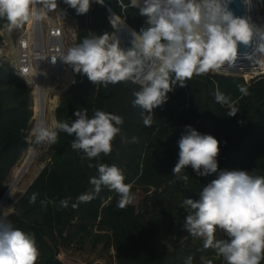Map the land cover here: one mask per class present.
Here are the masks:
<instances>
[{
  "label": "trees",
  "instance_id": "obj_1",
  "mask_svg": "<svg viewBox=\"0 0 264 264\" xmlns=\"http://www.w3.org/2000/svg\"><path fill=\"white\" fill-rule=\"evenodd\" d=\"M259 1L264 5V0ZM122 2L128 7L122 8L120 0H104L103 5L91 0L89 11L77 14L62 0L64 10L76 21L75 45L85 37L105 33L112 38L133 36L132 31L140 33L147 27V17L140 15L139 8L132 7L130 0ZM108 9L117 15L113 17L115 30ZM8 24L0 17V195L27 150L33 124L30 90L1 55L2 31ZM139 90L140 84L131 81L95 84L75 71L74 82L55 110V122L71 124L77 111L87 110L91 117L102 110L121 116L124 123L111 153L91 161L71 148L74 134L55 129L57 142L50 143L47 165L6 217L35 237L36 264H63L58 259L61 250L77 247L83 251L86 245L113 249L116 264H185L188 257L192 264H226L214 249L204 248L203 238L186 231L188 211L181 206L186 198L198 200L218 173L198 176L188 166L182 173L189 176L185 183L172 170L179 159L178 141L190 125L220 142L218 171L245 170L264 176V75L247 82L208 72L194 75L184 86L176 83L166 101L153 109L151 127L143 124L142 109L133 106ZM217 92L225 96V103L217 102ZM229 105L239 110L235 116L227 115ZM132 137L138 142H131ZM97 163L116 165L123 171L132 196L138 190L143 194L138 205L118 207L119 195L104 186L95 192L90 178L98 176ZM85 194L93 198L81 202L79 197ZM65 200L67 207L61 205ZM215 236L227 239L219 228Z\"/></svg>",
  "mask_w": 264,
  "mask_h": 264
},
{
  "label": "clouds",
  "instance_id": "obj_2",
  "mask_svg": "<svg viewBox=\"0 0 264 264\" xmlns=\"http://www.w3.org/2000/svg\"><path fill=\"white\" fill-rule=\"evenodd\" d=\"M103 5L104 0H96ZM121 7L127 8L123 4ZM77 14L89 11L91 0H64ZM42 7H37V5ZM147 17V27L140 33L132 32L133 47L127 51L119 40L108 33L85 37L79 44L59 51V57L72 65L95 83L107 86L132 81L140 84L135 92L133 106L142 109L143 124H153V109L167 99L172 86L194 75L220 69L226 62L232 64L238 55V45H249L257 39L254 53L247 58L259 62L264 58V29L254 26L247 17H236L221 0H130ZM57 0H0V17H5L10 27H22L29 19L40 20L45 10H55ZM241 92L247 90L241 87ZM216 100L225 103L222 93ZM239 110L229 105L228 116ZM77 119L69 124L56 121L54 129L74 134L71 148L82 151L89 161L112 151V142L122 131L121 116L96 110L89 117L87 110L77 111ZM37 142H57V131L40 120L34 128ZM133 143L138 142L132 137ZM179 159L172 172L178 180L188 182L184 172L191 168L198 176L218 173L200 192L198 200L186 198L182 207L188 211L184 228L193 237L203 238L204 248H212L226 264H261L264 260V176L245 170H219L217 157L220 142L212 135L201 134L192 126H185V133L178 141ZM89 167H93L90 163ZM98 176L90 182L98 193L102 186L120 197L118 207L131 203V185L125 183L123 171L116 165L97 163ZM91 194L79 197L81 202L92 199ZM34 202L36 195L31 198ZM67 207V201H61ZM76 205L74 204L73 207ZM226 233L227 239L217 240V229ZM39 250L35 237L15 227L0 216V264H36ZM185 264H192L188 257Z\"/></svg>",
  "mask_w": 264,
  "mask_h": 264
},
{
  "label": "built area",
  "instance_id": "obj_3",
  "mask_svg": "<svg viewBox=\"0 0 264 264\" xmlns=\"http://www.w3.org/2000/svg\"><path fill=\"white\" fill-rule=\"evenodd\" d=\"M37 7L42 5L38 4ZM45 11L46 15L40 20L29 19L19 28L10 27L8 24L2 31L4 45L3 33L7 32L8 28L16 31L14 54L8 64L30 90L33 103L34 93L40 84L47 86L51 93L59 85L62 87L73 79L66 63L59 57L53 62L52 57L59 51L66 53L65 40L68 33L73 34L76 39V21L64 10L62 0H57L55 10ZM71 68L73 69V66ZM66 91L67 87H64L58 95L62 97Z\"/></svg>",
  "mask_w": 264,
  "mask_h": 264
},
{
  "label": "rangeland",
  "instance_id": "obj_4",
  "mask_svg": "<svg viewBox=\"0 0 264 264\" xmlns=\"http://www.w3.org/2000/svg\"><path fill=\"white\" fill-rule=\"evenodd\" d=\"M257 2H258V7H259V11L257 14L260 18H264V5L259 0H257ZM121 20H123V19H121ZM12 30H13L12 28H8L7 32L3 33L4 39H5L4 40L5 45L4 44L2 45L3 47L1 50V55L4 59V61L9 63V64L11 63L12 57L14 54L13 53V51H14L13 50V44H14V41L16 39V31L15 30L12 31ZM65 43H66V52H67L68 48L75 46L74 35L71 33H68L66 36ZM262 60H263L262 63H263V71H264V58H262ZM66 65L68 68V72L71 73L70 76L72 75L73 79H72V82L68 81V82L64 83L62 85V87H61V85H59V87L55 88L49 94V97L56 98L57 102H59L60 98H61L58 95L60 93V91L64 87H67V90H68V88L74 82L73 80H74L75 70H74V68L73 69L71 68L72 65H69V64H66ZM209 72L212 74H218L215 72V70L209 71ZM243 78L247 82L250 81V79H251V78H245V77H243ZM33 105H34V103H33V98H32V112H33L32 120H33V124H32V129L30 132L28 145H29V143H31L35 140V136L32 135V131H33L34 125L36 123V120L34 119ZM53 120H54V124H55L54 112H53ZM51 129L55 130L54 125L51 127ZM49 146H50L49 142L43 143V148L39 152V154L35 160L34 166H33L34 171L30 172V174L26 177V184L19 191L15 192L13 194V196L11 197V199H9L7 205L5 206V213L3 215L4 217H7L13 213L16 199L26 192V190L28 189L30 184L34 181V179L42 172V170L47 165L48 160H49ZM24 155H25V153L22 155V157L18 161L17 165L12 170V173L10 174L7 182L4 184L5 189L8 188V186L12 183L16 170L21 167V164H22L21 159L23 158ZM142 197H143L142 192L140 190H138L135 193V195L133 196L131 203H129V204H132L135 206L138 205V203L140 202ZM58 259L60 261H62L63 264H116L114 250L113 249H107V250L103 249V247L101 245L97 246L93 249L89 245H86L84 247L83 251L78 250L77 247H73V248H69V249H63V250H61V252L58 256Z\"/></svg>",
  "mask_w": 264,
  "mask_h": 264
},
{
  "label": "bare ground",
  "instance_id": "obj_5",
  "mask_svg": "<svg viewBox=\"0 0 264 264\" xmlns=\"http://www.w3.org/2000/svg\"><path fill=\"white\" fill-rule=\"evenodd\" d=\"M246 1L251 9L255 25L257 26V28L264 29V19L260 18L257 14L259 11L257 0H246ZM228 2L229 0H221V3L224 6H226ZM139 4L142 7L144 4V0H139ZM113 17L111 19L112 24L114 23ZM117 39L119 40L120 47L125 51H127V44L133 46L132 44V41L134 39L133 36L121 34V36ZM262 62H263L262 58H260L259 62H253L248 58H242L237 56V59L234 63L229 64L226 62L220 69L215 70V72L222 74H230V75L238 74L245 78H254L255 76L263 72ZM237 65H238V69H240L238 71H233V69L230 68V67H237ZM49 93H50V89L47 86H43V84H40L34 93L33 110H34V119L36 120L34 128L40 120H45L49 128H51L54 125L53 112L57 104V99L49 97ZM32 135L35 136V140L29 143L25 155L21 159L22 160L21 167L16 170L13 177V181L8 186V191L0 198V216L4 215L5 206L7 205L9 199H11L13 194L19 191L26 184V177L30 174V172L34 171L33 166L35 160L39 152L43 148L44 142H37L34 129L32 131Z\"/></svg>",
  "mask_w": 264,
  "mask_h": 264
},
{
  "label": "water",
  "instance_id": "obj_6",
  "mask_svg": "<svg viewBox=\"0 0 264 264\" xmlns=\"http://www.w3.org/2000/svg\"><path fill=\"white\" fill-rule=\"evenodd\" d=\"M227 9L229 11H231L234 16L236 17H247L249 18L250 22L254 25V18L252 16V12H251V9L247 3L246 0H229L228 4L226 5ZM109 11V17H108V20L110 22V24L112 25L113 29H114V26L112 24V17L113 16H117L115 15L110 9H108ZM264 19V18H263ZM125 22V21H124ZM257 27V26H256ZM130 29V28H129ZM131 30V29H130ZM132 31V30H131ZM133 32V31H132ZM257 40L254 39L251 44L249 45H244V44H239L238 45V57H242V58H247L249 55H252L254 53V50H255V47H256V44H257ZM133 46L127 44V50L132 48ZM231 69H233V71H238L240 69H238V65L237 67H230ZM218 75H224V76H231V77H239V78H243L242 76L236 74V75H230V74H222V73H218ZM264 75V71L262 73H260L258 76L254 77V78H251L250 80H253L257 77H260V76H263ZM244 79V78H243ZM131 81V80H130ZM132 82V81H131ZM133 83V82H132ZM134 84H137L139 85L138 83H134ZM39 176V175H38ZM37 176V177H38ZM36 177V178H37ZM35 178V179H36ZM34 179V180H35ZM33 183V182H32ZM32 183L30 184V186L32 185ZM8 191V188H6L3 193H1L0 195V198Z\"/></svg>",
  "mask_w": 264,
  "mask_h": 264
},
{
  "label": "crops",
  "instance_id": "obj_7",
  "mask_svg": "<svg viewBox=\"0 0 264 264\" xmlns=\"http://www.w3.org/2000/svg\"><path fill=\"white\" fill-rule=\"evenodd\" d=\"M74 68V67H73ZM74 81V80H73ZM58 105H59V102H57V104H56V106H55V108H54V114H55V110H56V108L58 107Z\"/></svg>",
  "mask_w": 264,
  "mask_h": 264
}]
</instances>
